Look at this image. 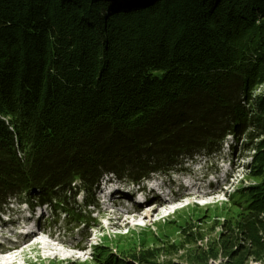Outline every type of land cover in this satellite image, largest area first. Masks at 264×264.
Listing matches in <instances>:
<instances>
[{"label": "trees", "instance_id": "16d2710c", "mask_svg": "<svg viewBox=\"0 0 264 264\" xmlns=\"http://www.w3.org/2000/svg\"><path fill=\"white\" fill-rule=\"evenodd\" d=\"M263 14L264 0H0V209L29 193L56 211L107 175L166 177L226 136L252 141Z\"/></svg>", "mask_w": 264, "mask_h": 264}, {"label": "rangeland", "instance_id": "374dc122", "mask_svg": "<svg viewBox=\"0 0 264 264\" xmlns=\"http://www.w3.org/2000/svg\"><path fill=\"white\" fill-rule=\"evenodd\" d=\"M262 60L260 57L261 65ZM250 95L264 96V67ZM260 131L252 141L242 135L237 138L226 136L219 152L201 160L198 166L185 167L190 169L184 175L187 179L201 175L205 167L211 171L220 169L223 180L219 187L208 186L206 182L198 189L196 186L165 196L167 203L158 206L151 216L134 221L129 215L114 218L113 213L120 214L124 204L113 205V202H122L119 196L104 199V193L113 181L103 177L96 188L87 194L80 191L74 199H69L71 202L67 207L60 206L56 211H51L46 203H39L29 193L10 200L0 209L8 216L3 227L7 231L5 234L15 236L14 228L22 230L21 223L29 225L23 221L36 216V211L42 208L37 216L42 230L62 238L64 245H73L70 250L76 251L78 257L61 262L56 257L40 261L37 258L35 262L30 258L29 262L22 260V264H264V255L253 253L260 249L264 251V126ZM181 175L176 173L173 179L177 180ZM165 178L172 176H152L146 182L151 184ZM124 183L138 194L142 193V187L138 188L142 181ZM191 192L201 197L196 198ZM17 203H20L19 207ZM155 204L151 203V206ZM141 206V213L148 208L145 204ZM27 211L31 212L30 216ZM254 211L259 213L257 225L250 222L249 231L243 232V216ZM125 218L129 220L124 222ZM38 238L37 235L16 251L7 250L5 254L18 255L19 262L23 253L17 251L32 247ZM2 239L5 241L4 237ZM31 253L35 256L33 251Z\"/></svg>", "mask_w": 264, "mask_h": 264}, {"label": "bare ground", "instance_id": "6f19581e", "mask_svg": "<svg viewBox=\"0 0 264 264\" xmlns=\"http://www.w3.org/2000/svg\"><path fill=\"white\" fill-rule=\"evenodd\" d=\"M203 159H207L205 156H195L194 161H191L190 163L187 164V167L190 165H195L198 166L199 162ZM189 168H186V170H179V171H173L172 173L168 174L167 176H172V178H165L164 180H159L158 182H152L151 184H147L146 182L142 181V184H140L141 186L138 185V188H141L142 193L138 194L136 190H133L131 188H129V186L124 183L123 181L120 182V180H117L111 176V175H107L105 176L108 179L113 181V184L110 186V188H108L106 190V194L104 193V199L108 198L109 200L112 198L113 195L115 196H119L122 197V202H113L114 206H120L122 204H124V207L121 211L120 214H115L114 218H121L124 217V215H129V219L130 220H136L139 217H147V216H151V214L157 210L158 206H162L163 204L167 203L165 202L166 198L165 196L168 195H173L179 191H181L182 189H195V187L197 186V189L199 187H201V184L204 185L207 182L208 186H220L221 181L223 180V176H222V172L220 169H215L214 171H211L208 167L206 168H202V173L201 175H198L195 177V175L193 177H190L187 179L186 176H184L186 174V171H189ZM199 170L200 166H199ZM176 173H180L182 174L177 180L173 179V177L175 176ZM192 172H190L191 174ZM222 173V174H221ZM218 175V176H217ZM156 177H160L163 175H155ZM165 177V176H164ZM222 177V178H221ZM115 179V181H114ZM154 179V178H153ZM151 180V179H149ZM148 181V180H145ZM123 182V183H122ZM140 183V182H139ZM123 184L127 185L124 186ZM146 185V186H145ZM163 187H165V189H163ZM193 196L197 197H201L199 194H195L192 193ZM208 195V194H206ZM106 201V200H104ZM129 201V202H127ZM105 203V202H104ZM147 203V204H146ZM151 203H156L155 205L151 206ZM20 203H17L16 205L19 207ZM142 204H145V206H148V208L146 209L145 212H142L139 210L140 208L143 209V207L141 206ZM19 210V209H18ZM21 213L22 210L20 209ZM42 208H40V210H38L36 212V216L32 215V217L28 218L27 220L21 219L19 217V219H21L20 221L25 222L26 224L29 225H24L21 223V225H23L24 228H22L21 232L19 233V236L17 238V243H10L9 240L13 237V236H8L7 234H5V230H4V226H6V222L8 219V216H6V213H4L3 211H0V236H4V238L7 240V246H5L3 243H0V259H4L3 255L5 253H8L10 251H16V249H18L19 247H21L22 245H25L28 243L29 240H32L34 237H36L39 234H44L46 235V237H49L50 239H46L45 241L42 242H38L35 241L32 244V247H29L28 254L31 253V249H33L34 251H36L37 253L41 250V249H46L49 251V257H56L57 253L60 251V249L58 248V246H60V248H62L64 256L62 257V259H60L59 261H63V260H68L71 257V254H67L68 251L70 250V247H72L73 245H64L65 242L62 241V238H58L55 234H53L50 231H43L42 228L40 227L39 224V220L37 219V216L40 212H42ZM20 213V214H21ZM1 215H4V217H2ZM39 218V217H38ZM4 219V220H3ZM127 218L123 219L124 222H126L127 220H129ZM12 220L15 221V218L12 217ZM15 229V236H17V233L19 230H17L18 228H14ZM26 236H30L29 239L27 241H20L23 238H25ZM54 240H57L58 242L56 243ZM23 242L21 245H17L19 243ZM59 243V244H58ZM61 244V245H60ZM63 245V246H62ZM82 245H79V247H81ZM79 249H83V248H79ZM8 250V252H7ZM24 250L21 251H17V253H23ZM67 254V255H66ZM39 261L40 260H44V258L42 259L40 257V255H38ZM13 261H17V259L15 257H11L9 259V261L6 262L10 263Z\"/></svg>", "mask_w": 264, "mask_h": 264}, {"label": "clouds", "instance_id": "9594fccd", "mask_svg": "<svg viewBox=\"0 0 264 264\" xmlns=\"http://www.w3.org/2000/svg\"><path fill=\"white\" fill-rule=\"evenodd\" d=\"M41 236V237H40ZM38 239L36 240V241H38V242H42V241H45L46 239H50L49 237H46V235H44V234H39L38 235ZM53 241H55L54 239H52ZM60 247V246H59ZM29 248H27V249H25L24 250V252H23V254L20 256V259H21V261H13V262H10V263H7V264H22V260H26L27 262H29L28 260H30V258H32L33 260H34V262L35 261H37V258H38V255H40V257L43 259H46V260H48L50 257H49V255L47 256V252L49 253V251L48 250H46V249H41L38 253L37 252H35L33 249H31L32 251H33V253H35V256L32 254V253H30V254H28V250ZM61 251H62V254H63V256H64V253H63V250H62V248H59ZM78 250V249H77ZM72 252H74V251H72V250H69L68 251V253L67 254H70V253H72ZM77 253V252H76ZM16 253H14L13 255H15ZM66 254V255H67ZM10 256H12V255H10ZM10 256H8L7 255V258L5 259V257H4V255H3V257H4V259H0V264H6V262L7 261H9V259L11 258ZM18 256V255H17ZM17 256H12V257H17ZM62 256V257H63ZM76 258L78 257V256H75ZM54 258V257H53ZM62 259V258H61ZM58 260H60L59 258H58Z\"/></svg>", "mask_w": 264, "mask_h": 264}]
</instances>
